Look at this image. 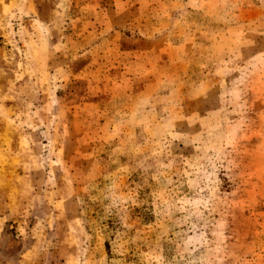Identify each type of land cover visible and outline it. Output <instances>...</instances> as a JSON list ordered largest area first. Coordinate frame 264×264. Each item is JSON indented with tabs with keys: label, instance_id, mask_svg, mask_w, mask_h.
I'll return each mask as SVG.
<instances>
[{
	"label": "rangeland",
	"instance_id": "rangeland-1",
	"mask_svg": "<svg viewBox=\"0 0 264 264\" xmlns=\"http://www.w3.org/2000/svg\"><path fill=\"white\" fill-rule=\"evenodd\" d=\"M0 264H264V0H0Z\"/></svg>",
	"mask_w": 264,
	"mask_h": 264
}]
</instances>
